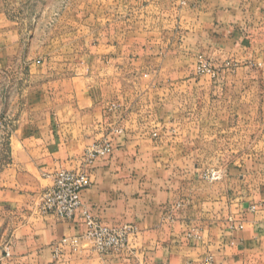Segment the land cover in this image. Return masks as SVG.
I'll return each instance as SVG.
<instances>
[{
	"label": "crops",
	"instance_id": "0c3cea01",
	"mask_svg": "<svg viewBox=\"0 0 264 264\" xmlns=\"http://www.w3.org/2000/svg\"><path fill=\"white\" fill-rule=\"evenodd\" d=\"M137 5L132 10L149 37L134 44L143 72L137 87L125 89L99 72L98 57L36 56L0 0V117L10 119L0 152V264H264V209L242 211L264 195L241 198L252 187L264 192V178L247 182L264 173L240 171L264 160V121L246 120L240 106L232 115L225 84L213 87L233 82L241 97L242 82L264 75L238 68L201 77L206 87L191 89L195 75L176 80L154 53L148 67L145 53L168 45L160 34H175L173 47L181 49L201 34L202 47L221 62L264 65L262 0ZM104 141L113 152L86 168L92 185L82 200L104 224L137 228L127 247L111 253L82 237L79 216L65 221L36 211L52 175L78 169L85 151ZM211 167L221 171L215 182L202 178Z\"/></svg>",
	"mask_w": 264,
	"mask_h": 264
},
{
	"label": "rangeland",
	"instance_id": "374dc122",
	"mask_svg": "<svg viewBox=\"0 0 264 264\" xmlns=\"http://www.w3.org/2000/svg\"><path fill=\"white\" fill-rule=\"evenodd\" d=\"M2 3L6 11L21 24L24 39H31L36 56L44 53L55 54L64 56L68 60L74 58L80 61H87L89 57L95 56L99 58L97 63L99 72L101 71L104 77L114 78L112 82L116 87L130 89L138 86L143 70L137 61L140 50L134 44L138 41H148L149 37L140 30L139 21H142V18L135 15V11L132 10L138 7V0H2ZM249 4L251 8L258 7L255 3ZM262 4L264 7V0ZM127 9L131 10L130 15L125 14ZM164 36L166 40H170L167 46L166 41L157 50H145L147 57L152 56L148 59L149 61L147 60L150 63L147 66H154L153 53L156 54L155 56L162 59V71L165 68V72L168 70L174 78H178L176 80L181 79V76L184 78L186 75H195L198 80L189 82L191 89L206 87L204 81H199L201 77L203 79L205 76H212L211 78L217 79L219 73L235 71L238 68L236 72L239 73L252 72L257 76L264 75V65L248 70L244 66L231 65L228 61L221 62L216 56L209 55L211 52L201 45V34L190 41L189 48L183 49L173 47L176 42L175 34L172 36L168 33L160 34L162 39ZM122 42H124L123 45ZM156 62L159 63V61ZM169 83L162 81L165 87H168ZM227 83L230 82H221L219 86H217L218 83H214L213 87L223 88L222 84H225L224 90L226 89L228 95L227 105L231 107L232 115L233 111H237L240 106V113L242 116L246 115V120L253 118V120L263 122L264 77L242 82L241 97L238 96L239 89L234 92L233 82L231 85ZM0 122L2 123L0 125L1 152L5 149L8 139L10 119L1 115ZM3 164L4 162H0V169ZM230 167H233L231 160L228 162V167H225V172H230ZM210 170H216L220 175L221 171L215 167L204 172ZM240 171L263 174L264 160L255 162L249 169L242 167ZM249 178L247 177V182L250 186L263 184L264 177ZM261 195H264L263 191H257L252 187L250 192H243L241 198L243 201L244 199L250 200V198L255 200ZM251 207L249 204L246 208H242V211Z\"/></svg>",
	"mask_w": 264,
	"mask_h": 264
},
{
	"label": "built area",
	"instance_id": "2783aa9c",
	"mask_svg": "<svg viewBox=\"0 0 264 264\" xmlns=\"http://www.w3.org/2000/svg\"><path fill=\"white\" fill-rule=\"evenodd\" d=\"M112 152V144L109 141L95 144L87 149L78 169L60 170L52 175L53 185L40 194L36 203V211L43 216L52 215L65 221H73L79 216L85 227L82 237L101 253L116 252L127 247L131 236L137 231L135 227H112L104 224L94 216L82 200V192L92 185L86 168L110 156ZM219 177V172L216 170L202 174V178L209 182L217 181ZM250 209L252 211L264 209V202ZM4 256H11L10 247L5 249Z\"/></svg>",
	"mask_w": 264,
	"mask_h": 264
}]
</instances>
